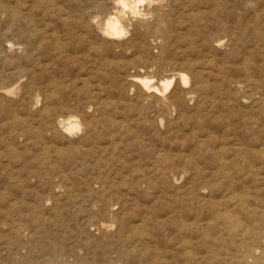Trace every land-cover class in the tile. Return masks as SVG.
<instances>
[{"label":"rangeland","instance_id":"1","mask_svg":"<svg viewBox=\"0 0 264 264\" xmlns=\"http://www.w3.org/2000/svg\"><path fill=\"white\" fill-rule=\"evenodd\" d=\"M263 2L0 0V264H246L249 235L264 243Z\"/></svg>","mask_w":264,"mask_h":264},{"label":"bare ground","instance_id":"2","mask_svg":"<svg viewBox=\"0 0 264 264\" xmlns=\"http://www.w3.org/2000/svg\"><path fill=\"white\" fill-rule=\"evenodd\" d=\"M111 1V0H110ZM146 1H149V0H118V3L119 4H121L123 7H127V6H129L130 5V7L132 8V10H133V12H135V13H137V14H139V13H141V11H140V9H139V7H138V5L140 4V3H144V2H146ZM168 1V0H167ZM173 2V1H172ZM192 2V1H191ZM180 3V2H179ZM178 3V4H179ZM264 3V2H263ZM159 4V3H158ZM154 5V4H153ZM164 5V4H163ZM162 5V6H163ZM160 6V5H159ZM164 7V6H163ZM166 8V7H165ZM61 10V9H60ZM59 10V11H60ZM126 11V10H125ZM128 11H129V9H128ZM165 11V10H164ZM192 11V10H191ZM61 12H62V10H61ZM121 12V11H120ZM161 12V11H160ZM263 13V12H262ZM13 14V13H12ZM11 14V15H12ZM15 14V13H14ZM133 14V13H132ZM183 14V13H182ZM190 14V13H189ZM103 15V14H102ZM101 15V16H102ZM126 15V14H125ZM146 15H149L148 13L146 14ZM185 15V14H184ZM194 16V15H193ZM13 17V16H12ZM94 16H92V18H93ZM129 17V16H128ZM149 17V16H148ZM183 17V16H182ZM64 18V17H63ZM65 18H67V17H65ZM64 18V19H65ZM91 18V19H92ZM132 18V17H131ZM138 18H141V17H138ZM143 18H145V17H143ZM160 18H161V16H160ZM94 19V18H93ZM96 19V18H95ZM66 20H68V19H66ZM149 20V19H148ZM89 21V20H88ZM96 21V20H95ZM141 21V20H140ZM182 21V20H181ZM93 22H94V20H93ZM127 22V21H126ZM125 22V23H126ZM153 22V21H152ZM151 22V23H152ZM136 22H134V24H135ZM139 23H141V22H139ZM138 23V24H139ZM156 22H154V24H155ZM158 24V23H157ZM142 25H143V28H144V25L145 24H143L142 23ZM152 25V24H151ZM89 26V25H88ZM134 26L135 25H133V28H134ZM250 26V25H249ZM136 27H138V26H136ZM91 28V27H90ZM152 28V27H151ZM150 28V29H151ZM153 28H154V25H153ZM87 29V28H86ZM146 29V28H145ZM145 29H144V31H145ZM85 30V29H84ZM88 30V29H87ZM91 30V29H90ZM148 30V29H147ZM156 30V29H155ZM82 32V31H81ZM127 32V31H126ZM140 32V31H139ZM86 33V32H85ZM93 33H95L94 31H93ZM102 33L104 34V36H106L107 38H111V39H113V38H118L119 37V39H120V37L121 36H123V34L125 33V25H124V22H123V20H122V18H120V16H118V15H116V14H114V13H109V14H107V16L105 17V20H104V23H103V26H102ZM141 33V32H140ZM264 33V32H263ZM263 33H259V34H263ZM58 34V33H57ZM81 34H83V33H81ZM54 35V34H53ZM126 35V34H125ZM264 35V34H263ZM154 36V35H153ZM61 37V36H60ZM60 37H59V39H60ZM87 37V36H86ZM261 37H263V36H261ZM56 38V37H55ZM55 38H53L54 39V41H55ZM82 38V37H81ZM89 38H90V36H89ZM93 38V37H92ZM158 38V37H157ZM219 38V37H218ZM240 38V37H239ZM84 39H85V37H84ZM94 39V38H93ZM215 39H217V38H215ZM58 40V39H57ZM86 40V39H85ZM99 40V39H98ZM162 40H164V38H162ZM211 40H214V39H211ZM60 41V40H59ZM96 41V40H95ZM114 41V40H113ZM131 41V40H130ZM58 42V41H57ZM57 42H56V44H57ZM111 42V41H110ZM121 42V41H120ZM155 42V41H154ZM166 42V41H165ZM220 42V41H219ZM61 43H63V42H60V44ZM91 43V42H90ZM112 43V42H111ZM116 43V42H115ZM98 44V43H97ZM126 44V43H125ZM124 44V45H125ZM130 44V43H129ZM145 44V43H144ZM59 45V44H58ZM92 45V44H91ZM154 45V44H153ZM159 45H161V43L159 44ZM219 45V44H218ZM85 46V45H84ZM94 46V45H93ZM92 46V47H93ZM263 46V45H262ZM59 47V46H58ZM61 47V46H60ZM87 47V46H86ZM96 47V46H95ZM63 48V47H62ZM85 48V47H84ZM88 48V47H87ZM105 48V47H104ZM201 49V48H200ZM64 50V49H63ZM142 50V49H141ZM146 50V49H145ZM162 50V49H161ZM163 50H164V47H163ZM105 51V50H104ZM103 51V52H104ZM180 51V50H179ZM183 51V50H182ZM144 52V51H143ZM24 53V52H23ZM99 53V52H98ZM102 52H100V54H101ZM173 53V52H172ZM99 54V55H100ZM103 54V53H102ZM92 55V54H91ZM99 55H97L98 57H97V59L99 58L100 59V57H99ZM81 56H83V55H79V57H81ZM103 56V55H102ZM146 56V55H145ZM189 56V55H188ZM192 56V55H191ZM89 56H87V58H88ZM92 57V59H93V56H91ZM90 57V58H91ZM105 57V56H104ZM108 57V56H107ZM138 57V56H137ZM87 58H85V59H87ZM106 58V57H105ZM187 58V57H186ZM85 59H83V60H85ZM95 59H96V57H95ZM97 59H96V61H97ZM189 60L188 61H190L191 60V58H190V56H189V58H188ZM106 60V59H105ZM115 60V59H114ZM245 60V59H244ZM90 61V60H89ZM100 61V60H99ZM161 61V60H160ZM187 61V62H188ZM186 62V63H187ZM195 62V61H194ZM209 62H211L210 61V59H209ZM99 63V62H98ZM100 63H102V62H100ZM178 63V62H177ZM197 63V62H196ZM195 63V64H196ZM213 63V62H212ZM212 63H209V64H212ZM87 64V63H86ZM97 64V63H96ZM194 64V65H195ZM198 64V63H197ZM208 64V63H207ZM206 64V65H207ZM100 65V64H99ZM114 65V64H113ZM136 65V64H135ZM202 66V65H201ZM188 67V66H187ZM191 68H193V67H191ZM195 68H197V67H195ZM176 69V68H175ZM194 69V68H193ZM210 69V68H209ZM191 70V69H190ZM200 70H202V69H200ZM205 70H206V68H205ZM204 70V71H205ZM143 71V70H142ZM213 71V70H212ZM139 72V71H138ZM148 72V71H147ZM181 71H179V73H180ZM207 72H208V69H207ZM247 72V71H246ZM140 73V72H139ZM170 73V72H169ZM174 73V72H173ZM203 73V72H202ZM209 73H210V71H209ZM135 74V73H134ZM191 74V73H190ZM214 74V73H213ZM248 74H249V72H248ZM189 75V74H188ZM199 75V74H198ZM208 75V74H207ZM146 76V75H145ZM145 76H135L134 78H132V80L134 81V82H136V83H138V85L140 84V86H142L143 87V89H145V90H147L148 92L150 91V92H155L156 94L157 93H160L159 91H160V88L158 87V86H156V84H154L153 83V81H152V79L151 78H149V77H145ZM150 76V75H149ZM156 76V75H155ZM179 76V75H178ZM202 76V75H201ZM205 76V75H204ZM252 76V75H251ZM87 77V76H86ZM180 77H181V80L184 82V83H188L189 82V80H190V75H189V77L186 75V74H183V72H182V74H180ZM206 77V76H205ZM204 77V78H205ZM159 78V77H158ZM178 78V77H177ZM206 78H208V77H206ZM154 80H155V78H153ZM179 80H180V78H178ZM128 80V79H127ZM198 80H199V78H198ZM216 80V79H215ZM251 80V79H250ZM249 80V81H250ZM86 81V80H85ZM157 81V80H156ZM178 81V80H177ZM132 82V81H131ZM197 82V81H196ZM7 83V82H6ZM5 83V84H6ZM174 83H175V77H171V78H168V79H165L164 81H163V83H161L163 86H164V90H168V89H170L173 85H174ZM58 84V83H57ZM159 84V83H158ZM160 84V85H161ZM241 84V83H240ZM3 85H4V83H3ZM84 85V84H83ZM90 85V84H89ZM187 85V84H186ZM189 85V84H188ZM193 85V84H192ZM242 85V84H241ZM246 85V84H245ZM62 86V85H61ZM128 86V85H127ZM178 86H179V84H178ZM177 86V87H178ZM181 86H182V84H181ZM201 86H203V85H201ZM200 86V87H201ZM52 87V86H51ZM162 87V86H161ZM183 87V86H182ZM192 87V86H191ZM246 87V86H245ZM16 88V87H15ZM52 88H54V87H52ZM52 88H50V89H52ZM174 88V87H173ZM184 88V87H183ZM203 88V87H202ZM5 89V88H4ZM10 89V88H9ZM56 89H57V87H56ZM134 89H135V87H134ZM137 89V88H136ZM140 89V88H139ZM204 89V88H203ZM205 89H206V87H205ZM53 91H54V89H52ZM63 90V89H62ZM93 90V89H92ZM130 90V89H129ZM128 90V91H129ZM132 90V89H131ZM130 90V91H131ZM171 90V89H170ZM184 90V89H183ZM201 90V89H200ZM207 90V89H206ZM0 91H2L1 89H0ZM12 91V90H11ZM58 91V90H57ZM94 91V90H93ZM179 91H181V90H179ZM178 91V92H179ZM198 91V90H197ZM8 92H10V91H7V93ZM29 92V91H28ZM46 92V91H45ZM56 92V91H55ZM142 92V91H141ZM33 93V92H32ZM95 93V92H94ZM129 93V92H128ZM132 93H133V91H132ZM153 93H151V95L153 94ZM163 93V92H162ZM3 94H5V93H3ZM34 94V93H33ZM40 94V93H39ZM48 94V93H47ZM51 94V93H50ZM130 94V93H129ZM150 94V93H149ZM156 94H155V96H156ZM163 94H166L165 92L163 93ZM199 94V93H198ZM11 95V94H10ZM9 95V96H10ZM35 95V94H34ZM45 96H46V93L44 94ZM53 95V94H52ZM55 95V94H54ZM53 95V96H54ZM57 95V94H56ZM96 94H94V96H95ZM135 95V94H134ZM190 95H192V94H190ZM194 95V94H193ZM7 96V95H6ZM5 96V97H6ZM11 96H13V97H15V94H12ZM44 96V97H45ZM92 96H93V94H92ZM160 96V95H159ZM174 96V95H173ZM37 97V96H36ZM42 97V96H41ZM188 97V96H187ZM196 97H198V95L196 96ZM1 98V97H0ZM33 98V97H32ZM38 98V97H37ZM54 98V97H53ZM133 98V97H132ZM135 98V97H134ZM149 98H150V96H149ZM154 98V97H153ZM162 98V97H161ZM167 98V97H166ZM176 98V97H175ZM240 98V97H239ZM4 99V98H3ZM12 99H14V98H12ZM36 99V98H35ZM39 99V98H38ZM37 99V100H38ZM92 99V98H91ZM157 99V98H156ZM196 99V98H195ZM32 100V99H31ZM50 100V99H49ZM104 100V99H103ZM137 100V99H136ZM159 100V99H158ZM167 100H168V98H167ZM12 101V100H11ZM33 101H34V99H33ZM138 101V100H137ZM142 101V100H141ZM148 101V100H147ZM155 101V100H154ZM169 101V100H168ZM181 101V100H180ZM30 102V101H29ZM49 102H51V101H49ZM214 102V101H213ZM104 103V102H103ZM170 103H172V102H170ZM70 104V103H69ZM146 104V103H145ZM149 104V103H148ZM147 104V105H148ZM160 104V103H159ZM163 104V103H162ZM168 104H169V102H168ZM173 104V103H172ZM181 104V103H180ZM36 105V104H35ZM39 105V104H38ZM42 106V105H41ZM157 106V105H156ZM161 106V105H160ZM32 107V106H31ZM28 108V107H27ZM157 108V107H156ZM33 109V108H32ZM43 109V108H42ZM47 109H49L50 110V108H47ZM87 109V108H86ZM162 109V108H161ZM165 109V108H164ZM14 110V109H13ZM140 110V109H139ZM45 111V110H44ZM47 111V110H46ZM45 111V112H46ZM88 111V110H87ZM165 111V110H164ZM144 112V111H143ZM14 113H16V110H15V112ZM47 113V112H46ZM45 113V114H46ZM89 113V112H88ZM18 114H19V112H18ZM41 114H43V111L41 112ZM39 115H40V113H39ZM71 115V114H70ZM193 115V114H192ZM15 116H18L17 115V113H16V115ZM76 116V115H75ZM85 116V115H84ZM88 116V115H87ZM19 117H20V115H19ZM68 117H69V115H68ZM74 117V116H73ZM79 117V116H78ZM162 117V116H161ZM179 117V116H178ZM16 118H18V117H14V118H12V120L13 119H16ZM21 118V117H20ZM41 118H43V116L41 117ZM46 118V117H45ZM66 118V117H65ZM75 118H77V117H75ZM89 118V117H88ZM192 118V117H191ZM19 119V118H18ZM22 119V118H21ZM29 119V118H28ZM44 119V118H43ZM87 119V118H86ZM23 120H26V119H23ZM48 120V119H47ZM81 120V119H80ZM80 120H78V119H72V117L71 118H68L67 120H64V119H62L61 118V120H60V122H59V126L62 128V129H65V130H67V131H73V130H78L79 128H81L80 126H81V123H80ZM20 121V120H19ZM200 121V120H199ZM15 122V121H14ZM29 122V121H28ZM49 122V121H48ZM82 122V121H81ZM96 122V121H95ZM162 122V121H161ZM201 123H202V121H201ZM129 124V123H128ZM31 125V124H30ZM58 126V127H59ZM31 127V126H30ZM35 127V126H34ZM57 127V126H56ZM6 128V127H5ZM32 128H33V124H32ZM132 128V127H131ZM92 129V128H91ZM36 131V130H35ZM40 131V130H39ZM66 131V132H67ZM261 131V130H260ZM39 133V132H38ZM49 133V132H48ZM73 133H74V131H73ZM81 133V132H80ZM50 134H51V132H50ZM68 134V133H67ZM72 134V133H71ZM21 135V134H20ZM66 135V134H65ZM40 136V135H39ZM42 136V135H41ZM46 136H47V134H46ZM70 136V135H69ZM22 137V136H21ZM43 137V136H42ZM83 136H81V138H82ZM85 137H87V136H85ZM44 138V137H43ZM89 138V137H88ZM71 139V138H70ZM69 139V140H70ZM77 140V139H76ZM79 140H80V138H79ZM200 140V139H199ZM203 140V139H202ZM44 141V140H43ZM52 141V140H51ZM73 141V140H72ZM82 141V140H81ZM240 141V140H239ZM37 142V141H36ZM46 142V141H45ZM97 142V141H96ZM109 142V141H108ZM200 142H201V140H200ZM49 144V143H48ZM64 144V143H63ZM47 145V144H46ZM72 145H73V143H72ZM264 146V145H263ZM51 147V146H50ZM63 147V146H62ZM83 147V146H82ZM160 147V146H159ZM249 147V146H248ZM238 147H236V149H237ZM42 149H45L44 147L42 148ZM59 149V148H58ZM239 149V148H238ZM250 149H252V148H250ZM264 149V148H263ZM46 150V149H45ZM57 150V149H56ZM61 150H63V149H61ZM44 151V150H43ZM258 151V150H257ZM55 152H57V151H55ZM61 152V151H60ZM160 152V151H159ZM240 152V151H239ZM46 153V152H45ZM158 154H160V153H158ZM157 154V155H158ZM47 155V154H46ZM162 155V154H161ZM164 155V154H163ZM255 155V154H254ZM261 155H263V154H261ZM165 156V155H164ZM163 156V158H165ZM222 157V156H221ZM158 158V157H157ZM226 158V157H225ZM159 159V158H158ZM221 159V158H220ZM263 159V158H262ZM261 159V160H262ZM163 160V159H162ZM162 160H160V161H162ZM159 161V160H158ZM197 161V160H196ZM220 161V160H219ZM221 162V161H220ZM219 162V163H220ZM226 162V160H224V163ZM262 162H263V160H262ZM223 163V161L221 162V164ZM223 163V164H224ZM229 162H227V164H228ZM200 164V163H199ZM226 165V164H225ZM254 166H256V165H254ZM196 167H198V166H196ZM234 167H235V165H234ZM257 167V166H256ZM20 168V167H19ZM216 168V167H215ZM243 169V168H242ZM240 170V169H239ZM235 171V170H234ZM237 171V170H236ZM244 171V170H243ZM242 171V173H244L245 174V172H243ZM225 172H227V171H225ZM229 172V171H228ZM263 172H264V170H263ZM241 173V174H242ZM219 174V173H218ZM229 174V173H228ZM227 174V175H228ZM231 174V173H230ZM253 174V173H252ZM260 174V173H259ZM255 175V174H254ZM158 176H159V174H158ZM232 176V175H231ZM261 176H262V174H261ZM236 177V176H235ZM261 178V177H260ZM49 180V179H48ZM261 180V179H260ZM231 184H232V182H231ZM139 185V184H138ZM245 185V184H244ZM247 186V185H246ZM104 187V186H103ZM132 187H133V185H132ZM241 187V186H240ZM70 188V187H69ZM235 188V187H234ZM233 188V189H234ZM95 189V188H94ZM125 189V188H124ZM236 189V188H235ZM231 190V189H230ZM50 191V190H49ZM102 191H103V188H102ZM126 191H127V189H126ZM238 192H239V190H237ZM234 192V191H233ZM238 192H236V193H238ZM241 192V191H240ZM104 193V192H103ZM55 195H56V193H55ZM54 195V196H55ZM101 195H102V193H101ZM239 195V194H238ZM245 196V195H244ZM58 197V196H57ZM125 199V198H124ZM244 200V199H243ZM264 200V199H263ZM242 200H240V202H241ZM74 202V201H73ZM239 202V203H240ZM245 202V201H244ZM248 202H249V200H248ZM42 203V202H41ZM242 203V202H241ZM35 203H33V205H34ZM56 204V203H55ZM54 204V205H55ZM218 204H220V203H218ZM110 205V204H109ZM241 205V204H240ZM125 206V205H124ZM123 207V206H122ZM214 207H215V205H214ZM218 207V206H217ZM216 207V208H217ZM220 207V206H219ZM247 207H248V205H247ZM246 207V208H247ZM215 208V209H216ZM56 209V208H55ZM40 210V209H39ZM220 210V209H219ZM148 211V210H147ZM218 211V210H217ZM214 212V211H213ZM216 212V211H215ZM222 212V211H221ZM220 212V213H221ZM128 213V212H127ZM177 213V212H176ZM179 213V212H178ZM219 212H217V213H215L216 215H219L220 214ZM222 214V213H221ZM227 214V213H226ZM214 215V214H213ZM225 215V214H224ZM111 216V215H110ZM223 216V215H222ZM221 216V217H222ZM259 216V215H258ZM263 216V215H262ZM30 217V216H29ZM214 217V216H213ZM216 217V216H215ZM218 217V216H217ZM44 218V217H43ZM143 218V217H142ZM148 218V217H147ZM141 219V218H140ZM185 219V218H184ZM142 221H143V219H141ZM142 221H141V224H142ZM133 222V221H132ZM144 222V221H143ZM100 224H102L101 222H99ZM182 223V222H181ZM204 223H206V222H204ZM9 224V223H8ZM134 224V223H133ZM136 224V223H135ZM134 224V225H135ZM144 224H145V222H144ZM183 224V223H182ZM250 224V223H249ZM7 225V224H6ZM6 225H3V226H6ZM129 225V224H128ZM137 225V224H136ZM139 225V224H138ZM23 226V225H22ZM111 226V225H110ZM115 226V225H114ZM141 226V225H140ZM183 226H185V225H183ZM200 226H201V224H200ZM205 226V225H204ZM207 226V225H206ZM240 226V225H239ZM246 226V225H245ZM252 226V225H251ZM11 227V226H10ZM102 227V226H101ZM137 227V226H136ZM142 227H143V225H142ZM202 227H203V225H202ZM254 227V226H253ZM21 228V227H20ZM99 228H100V226H99ZM138 228H140L139 226H138ZM180 228H181V226H180ZM205 228V227H204ZM208 228V227H207ZM206 228V230H208ZM240 228V227H239ZM18 229H19V227H18ZM102 229H104V228H102ZM17 230V229H16ZM15 230V231H16ZM24 229H22V231H23ZM99 230V229H98ZM205 230V229H204ZM218 230V229H217ZM241 230V229H240ZM18 231H20V230H18ZM100 232H101V230H99ZM180 231V230H179ZM202 231H203V228H202ZM239 231V230H238ZM11 232V231H10ZM9 232V233H10ZM114 232V231H113ZM112 232V233H113ZM205 232V231H204ZM27 233V232H26ZM102 233V232H101ZM198 233V232H197ZM140 234L141 233H139V236H140ZM207 234H209V233H207ZM238 234V233H237ZM13 235V234H12ZM142 235V234H141ZM179 235V234H178ZM184 235V234H183ZM197 235V234H196ZM206 235V234H205ZM113 236V235H112ZM182 236V235H181ZM189 236V235H188ZM203 236V235H202ZM263 236H264V234H263ZM22 237H24L23 235H22ZM30 237V236H29ZM142 237V236H141ZM184 237V236H183ZM203 237H205V236H203ZM242 238V237H241ZM24 239V238H23ZM41 239V238H40ZM38 240V239H37ZM247 240V242H246V246H247V252L243 255V256H241L240 255V257L239 256H237V255H235V254H233V257L232 258H234V259H236V258H238V262H241L242 260L244 261L245 260V263L246 264H264V258L262 257V254H264V243H262V244H258V246L257 247H255V245L253 244L255 241H261V239H260V237L256 234V233H253V234H251V235H249V237L246 239ZM27 241V240H26ZM25 241V242H26ZM87 241V240H86ZM131 241V240H130ZM181 241V240H180ZM183 242H184V240H182ZM25 242H22V243H25ZM28 242V241H27ZM39 242H41V241H39ZM52 242V241H51ZM128 242V241H127ZM126 242V243H127ZM41 243H43V242H41ZM53 243V242H52ZM51 243V244H52ZM248 243V244H247ZM36 244H37V242H36ZM35 244V246H34V250H32V251H35V249L36 250H39L38 248H35L36 246L37 247H39L38 245H36ZM56 244V243H55ZM88 244V243H87ZM184 244H185V242H184ZM27 245V244H26ZM30 245V244H29ZM53 245V244H52ZM58 245V244H57ZM56 245V246H57ZM181 245H182V242H181ZM241 245H245V242H241V243H239V244H236V249H237V252L239 251V248L240 247H243V246H241ZM24 246V245H23ZM42 246V245H41ZM89 246V245H88ZM189 246V245H188ZM48 247V246H47ZM52 247H54V246H52ZM186 247V246H185ZM24 248H25V246H24ZM32 248V247H31ZM43 248H44V245H43ZM55 248V247H54ZM60 248V247H59ZM190 248V247H189ZM46 249V248H45ZM45 249H42V250H45ZM48 249V248H47ZM57 249H58V247H57ZM41 250V251H42ZM59 250V249H58ZM188 250V249H187ZM31 251V250H30ZM243 251V250H242ZM39 252V251H38ZM49 252H50V249H49ZM58 252V251H57ZM236 252V251H235ZM64 253V252H63ZM36 255V254H35ZM34 255V256H35ZM57 255H58V253H57ZM62 256V255H61ZM33 257V256H32ZM236 257V258H235ZM13 258H15V257H13ZM12 258V259H13ZM125 258V257H124ZM249 258H250V261H249ZM25 259V258H24ZM58 259V258H57ZM62 259V258H61ZM60 259V260H61ZM120 259V258H119ZM121 260H122V258H121ZM229 260V259H228ZM237 260V259H236ZM235 260V261H236ZM15 261V260H14ZM87 261V260H86ZM19 262V264H20V261H18ZM26 262V261H25ZM15 263H17V261H15ZM23 263V262H22ZM39 263H41L40 261H39ZM38 263V264H39ZM53 263V262H52ZM56 263V262H55ZM71 263V262H70ZM87 263V262H86ZM113 263V262H112ZM121 263V262H120ZM124 263V262H123ZM29 264V263H28ZM50 264V263H49ZM69 264V263H68ZM72 264V263H71ZM89 264V263H88ZM115 264V263H114Z\"/></svg>","mask_w":264,"mask_h":264}]
</instances>
